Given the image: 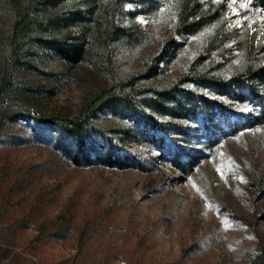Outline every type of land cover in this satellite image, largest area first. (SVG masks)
<instances>
[{
  "label": "rangeland",
  "instance_id": "374dc122",
  "mask_svg": "<svg viewBox=\"0 0 264 264\" xmlns=\"http://www.w3.org/2000/svg\"><path fill=\"white\" fill-rule=\"evenodd\" d=\"M24 1L0 0V68ZM199 1L208 22L194 34L175 32L166 1L144 13L126 0L117 23L131 35L110 45L105 24L72 26L90 43L78 63L53 45L73 11H89L85 0L36 13L60 19L23 39L12 106L22 115L0 127V264H264V88L192 82L264 66V0ZM109 3L94 9L104 23ZM109 70L156 89L184 77L193 100L163 129L123 108L101 111L88 130L91 161L76 164L74 141L33 115L75 116Z\"/></svg>",
  "mask_w": 264,
  "mask_h": 264
},
{
  "label": "trees",
  "instance_id": "16d2710c",
  "mask_svg": "<svg viewBox=\"0 0 264 264\" xmlns=\"http://www.w3.org/2000/svg\"><path fill=\"white\" fill-rule=\"evenodd\" d=\"M58 1L25 0L13 12L12 23L6 38L8 54L0 68V127L6 120L22 115V111H18L12 106L16 103L14 100L17 87L15 72L24 63L22 56L24 49L23 39L35 30H46L58 23L60 19L58 13L47 15L45 19H39L35 16L37 12L48 13L46 10L55 6ZM97 1L85 0L86 10L89 11H82L81 9L73 11L74 13L66 24L67 28H69L68 37L56 40L53 45L55 51L70 62L78 63L83 61L90 53V43L83 34L71 36L72 31L70 29L72 26H79L85 31L93 28L97 31L99 27L102 28L105 24V42L108 45L119 39L121 41L126 40L131 35L128 28L121 27L117 23L126 0H110L108 5L112 11L106 23L94 11ZM165 1L172 3L174 6L175 32L177 34L182 32L187 34L197 33L205 27V22H208L206 21L203 5L199 0H136L144 13L156 12L159 3H164ZM87 14L88 18L86 19ZM182 79L184 80V77ZM183 80H178L167 89L139 87L137 78L122 79L109 70V82L94 91L81 104L75 116L38 112L34 113L33 116L41 123L58 127L70 140L74 141L78 148L74 156L76 164H80L83 161L90 162L91 152L90 144H88V130L94 124L98 113L108 109L123 108L127 111L142 114V117H145L148 122L153 123L150 128L163 129V124H170L167 120L182 119L185 111L189 109V103L193 100L192 92L186 95L182 93L181 86H178ZM197 80L216 85H220V80H224L223 86L235 91L239 90V85L248 87L258 85L264 88V66L244 68L241 72L228 77V79L220 78L218 75H209L206 72L201 75L194 74L192 82ZM160 117L164 120L160 121ZM188 155V161L195 158L193 153L190 154V151ZM111 158L109 157V159ZM113 159L116 160V157ZM110 164L113 163L111 162Z\"/></svg>",
  "mask_w": 264,
  "mask_h": 264
}]
</instances>
